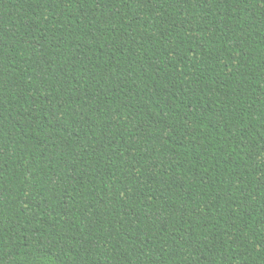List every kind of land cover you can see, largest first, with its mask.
Returning a JSON list of instances; mask_svg holds the SVG:
<instances>
[{"label": "trees", "instance_id": "1", "mask_svg": "<svg viewBox=\"0 0 264 264\" xmlns=\"http://www.w3.org/2000/svg\"><path fill=\"white\" fill-rule=\"evenodd\" d=\"M0 264H264V0H0Z\"/></svg>", "mask_w": 264, "mask_h": 264}]
</instances>
